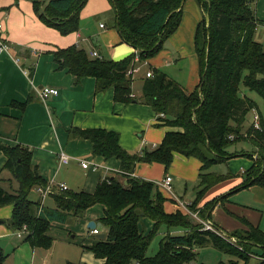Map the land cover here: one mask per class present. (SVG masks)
Masks as SVG:
<instances>
[{"label":"trees","instance_id":"16d2710c","mask_svg":"<svg viewBox=\"0 0 264 264\" xmlns=\"http://www.w3.org/2000/svg\"><path fill=\"white\" fill-rule=\"evenodd\" d=\"M31 1L47 25L68 34L79 29L80 13L88 0ZM109 1L122 41L135 51L121 60H112L91 57L84 48L70 45L54 51L58 67L67 68L77 82L85 76L95 77L97 92L113 87L116 101L138 100L151 105L159 120L174 129L165 133L159 145L144 149L143 153H132L121 146L120 134L115 130L71 127L69 136L89 139L94 155L119 159L122 178H105L92 192H55L56 207L52 209L40 207V201L30 197L36 186L47 185L33 163L32 150L23 144L0 143L5 155L3 169L18 182L17 188L8 190L0 178V207L13 205L10 218H0V223L14 230L26 225L25 241L34 247L50 248L54 241L49 234L53 221L78 220L85 217L90 207L102 204L104 214L98 221L106 237L81 246L103 259V264H190L196 259L197 250L209 244L233 256L218 264H240V260L248 264L254 246L261 247L264 256V231L258 225L246 220V229L224 233L211 219L214 207L230 203L229 195L233 192L252 186L264 188V113L255 99L242 93L247 88L264 99V44L255 39L261 22L254 8L256 0H195L202 10L194 38L199 83L189 91L165 71L150 66L148 71L152 74L145 75L139 96H135L132 87L136 74L130 76L128 69L135 64L137 54L144 64L164 48L180 27L189 0ZM250 112H254L253 121L246 126ZM256 114L259 126H255ZM237 141H250L257 150L229 151L230 144ZM176 155L200 161L196 198L187 205L189 211L181 207L168 211V198L159 184L134 175L140 162L161 163L168 172ZM239 155L253 160L243 172L242 181L230 192L204 201L212 186L236 175L231 170L218 173L209 171L210 168ZM197 211L211 220L217 230L207 228L201 220L194 222L192 213ZM147 220L150 226L146 228ZM162 224L168 231L158 252L148 255L150 242ZM226 235L234 236L237 242ZM6 257L0 247V264H4ZM66 264L86 263L68 260ZM259 264H264V257Z\"/></svg>","mask_w":264,"mask_h":264},{"label":"crops","instance_id":"0c3cea01","mask_svg":"<svg viewBox=\"0 0 264 264\" xmlns=\"http://www.w3.org/2000/svg\"><path fill=\"white\" fill-rule=\"evenodd\" d=\"M107 2L109 6L104 3L105 9L102 8L103 11L99 9L100 13H97L94 19L91 18V14L98 10L89 14L83 13L80 30L66 35L55 27L47 25L39 17L31 0H0V24L2 25L0 34L11 46L9 51L0 53V143L23 144L32 150L33 163L38 166L39 173L47 184L53 188V192L43 199L45 209L56 207L55 192L62 191L59 188L60 183H65L68 186L67 190L92 192L105 178H122L120 160L116 157L105 159L103 156L94 155L92 142L89 139L69 136L71 127L115 130L120 134L121 146L132 153H143L144 149L159 145L165 133L174 129L159 120V114L151 105L138 100L116 101L113 87L97 92L95 77L85 76L77 82L74 74L67 68L58 67L54 51L70 45L84 48L91 57H94L92 53L96 51L100 56L112 60H121L135 51L133 46L122 41L116 25L109 28L102 19L109 16L110 12L114 14L112 4L109 0ZM195 5L190 1L191 9L196 8ZM193 11L196 17L193 20L189 19L188 22L182 20L178 30L165 42L164 48L150 58L148 64L144 63L141 71L135 75L132 86L135 96L141 94L144 78L150 66L165 71L176 81L185 85L189 91L199 83L198 55L194 38L197 22L202 18V10L196 12L193 9ZM101 23L105 26H101ZM181 61L189 65V74L184 81L177 73L183 69L180 65ZM165 68H169L175 75L170 74ZM44 86L56 87L59 93L43 100L39 90ZM60 152L67 153L69 156L67 162L59 160ZM254 156H257V152ZM175 159L181 161L185 157L176 155ZM230 160L229 165L232 161ZM83 161L88 162L87 167L82 165ZM4 162L5 155L0 150L1 183L11 181L14 184L11 173L3 169ZM252 163L253 160L250 157L246 163L242 162L241 172L248 169ZM153 165L164 167L161 163L140 162L136 165L134 175L149 176L155 168ZM163 169L162 178L166 173L172 175L170 169L168 172L165 171V167ZM230 170L235 174L237 172L235 168ZM227 188L222 190L217 188L218 191L214 194H206L204 201L220 195ZM249 189L255 190L259 194V199L264 198V188L252 186ZM175 194L180 198L177 193ZM30 197L34 201L41 200V194L35 188ZM172 201L175 211L178 208L175 198ZM94 206L86 211L85 217L78 219L79 224L84 221L88 224L94 220L98 229V220L104 212L97 214L93 211ZM12 209L13 205L0 207V218H10ZM166 209L171 211L167 203ZM212 220L216 223L214 219ZM71 221H53L51 228L57 226L68 229ZM246 228L247 225L240 229ZM15 232L17 230L0 223V247L3 250L5 248L9 250L4 264H36L41 261L42 263L38 264H66L69 260L63 248L56 252L53 250L55 241L50 248L45 249L46 252L43 254L42 247H34L24 240L26 234L21 237L16 234V238ZM102 232L103 230L99 229V233ZM89 233L90 235L99 234L93 233L92 229ZM58 239V237L54 238L56 242ZM97 239L99 238L84 244H92ZM25 254L28 257H25ZM87 254L89 256L81 257V261H86L87 264L104 263L103 259L100 260L101 262L91 261L90 256L94 257V255L90 252ZM8 257H12V260Z\"/></svg>","mask_w":264,"mask_h":264},{"label":"rangeland","instance_id":"374dc122","mask_svg":"<svg viewBox=\"0 0 264 264\" xmlns=\"http://www.w3.org/2000/svg\"><path fill=\"white\" fill-rule=\"evenodd\" d=\"M190 1L194 2L196 5L195 7H192L196 12L201 9L197 2L195 0H189L187 1L185 7H184V14L183 20L194 19L196 17L195 12L193 9L190 8ZM105 5L109 6V2L107 0H88L86 5L84 6L83 10L80 14V24L79 29L76 31H79L81 28V21L83 13L89 14L93 11L98 10L97 12H94L91 14V18L94 19V16L99 14L100 11H103ZM103 8V9H102ZM254 8L258 13V17L260 18L261 22L258 24L256 31H255V39L260 41L264 44V0H256L254 4ZM110 15L103 18L104 22L107 23V26L109 28H112L111 26L115 25V14L112 12L109 13ZM185 15V16H184ZM197 19V18H196ZM195 21V20H194ZM198 23V22H197ZM194 25V22H193ZM75 31V32H76ZM68 35V34H66ZM162 54V53H160ZM160 54L158 56H160ZM152 61V59H151ZM182 63L180 65L183 66L182 70L177 71L179 73L180 77H182V80L187 77L189 74V65L185 61H181ZM148 64V61L147 63ZM170 74H173L174 72H171L169 68H165ZM242 93H247L251 98L255 99L258 102L260 110L264 113V99L263 97L256 91L249 90L247 88L243 89ZM257 112V111H256ZM253 114L254 112H250L247 116L245 125L253 121ZM252 117V118H251ZM251 118V119H250ZM228 150L231 152L238 151V152H249L252 153L253 150H257V147L250 141H237L235 143L230 144L228 147ZM187 158V159H186ZM232 160V161H231ZM229 163H218L214 164L209 171H214L218 173H226L231 169H236V175L232 176L230 178H227L224 181H221L218 185L212 186L206 194H214V192L224 189L225 187H228L223 193L225 194L230 192L231 187H234L238 184V182H241V177L243 173L241 172L240 166L242 165V162L246 163L247 160H249V157L247 155L238 156L235 158H232ZM190 162V163H186ZM144 165V164H143ZM155 168L152 170V172L149 174V176H140L142 178L150 179L153 181H160L163 176L164 167L162 165H153ZM200 168V161L194 157H185V159H175L172 165L170 166V170L172 173L173 181H172V187H173V193L168 191L163 186L159 185V189L162 191L165 197L168 198L167 200V206L170 207L171 211H174L175 207L173 206V197H177L175 193L180 197V201L183 202L184 206L180 205V202H175L176 206L179 208H185L186 210H190L189 203H191L196 198V192H197V186L199 182V169ZM235 171V170H234ZM181 172V174H180ZM183 172V173H182ZM11 175V174H10ZM151 177V178H148ZM14 180V184L9 181V183L2 182V185L6 187L8 190H11L12 188H17L18 182L14 177H12ZM196 178L198 180H196ZM220 194V195H221ZM259 194L249 188H243L240 190H237L229 195L230 203L226 202L225 204H218L214 207L212 210V219H214L221 227L222 231L225 232H232L234 230L243 228L247 225V221L253 222L254 224L258 225L262 231H264V198L259 199ZM178 198V197H177ZM102 204H96L93 208V211H95L97 214H102L104 211ZM193 212V211H192ZM197 214L198 218H194V222H199L204 219L201 215H199L198 211L194 212ZM193 216V215H192ZM78 220H73L69 223L68 229H64L62 227H53L50 230V233L52 236L58 237V242L55 241L54 243V251H58L60 248H63L65 250L64 254L68 257L69 260L74 262H83L81 261V257H88L89 255L87 252L83 249L81 246L82 243L93 241L96 239L97 235H90V228H88V224L86 221L79 224L77 222ZM143 226V224H142ZM150 224L148 220L146 221V228L149 227ZM98 229H103V226L98 221ZM70 230L72 232H70ZM176 228L172 229V231L175 233ZM168 228L165 224H162L158 230V232L155 234V236L152 238L150 245L147 250L148 255H155L160 247V241L167 233ZM179 231V230H178ZM19 232H15V237L17 238V235ZM61 233V234H60ZM72 235H75V237H72ZM14 237V238H15ZM15 238V240H16ZM19 238V237H18ZM20 239V238H19ZM41 251L43 254L46 252L44 247H42ZM5 253H8V248L4 249ZM92 253V252H90ZM263 249L258 246L253 247V253H250L251 257L249 258L248 264H259V262L263 259ZM93 254V253H92ZM261 254V255H260ZM94 255V254H93ZM44 256V255H43ZM25 257H28L27 254H25ZM231 257L228 253H225L222 250H219L215 248L212 245H205L197 250V256L194 261L190 264H218L220 261H228ZM10 260H12V257H8ZM236 258V257H234ZM88 259V258H84ZM91 261L94 262H101L99 258L90 256ZM38 261H40L38 259ZM85 261V260H84ZM240 264H243V260L239 261ZM42 263L36 262V264ZM86 263V261L84 262ZM47 264V263H45ZM87 264V263H86ZM132 264H136V262H133Z\"/></svg>","mask_w":264,"mask_h":264},{"label":"built area","instance_id":"2783aa9c","mask_svg":"<svg viewBox=\"0 0 264 264\" xmlns=\"http://www.w3.org/2000/svg\"><path fill=\"white\" fill-rule=\"evenodd\" d=\"M101 26H105V24L104 23H101ZM1 29H2V25L0 24V31H1ZM10 48H11V46L9 45V43L0 34V53L1 52H4V51H9ZM92 55L94 57H102L96 51H94L92 53ZM134 61H135L134 62L135 64L133 66H131L128 69V71H127V73L130 76H134L135 74H137L138 72H140L141 69H142V65L143 64L141 63V60H140V57H139L138 54L135 56V60ZM146 74H147V76H150L152 73H151V71H147ZM58 93H59V89L56 88V87H52V86H44V87H42L39 90V95H40V97L43 100H46L51 95H57ZM131 96H134V94H132ZM161 115L164 116L163 113ZM255 126H259V121H258V115L257 114L255 115ZM68 159H69V156L67 155V153L60 152L59 160L61 162H67ZM82 165L84 167H87L88 166V162L87 161H83L82 162ZM172 181H173L172 175L169 174V173H166V175L164 176V178H162L157 183L160 186H163L164 188H166L168 191L172 192L173 191ZM59 188L61 190H67L68 189V186L65 183H60L59 184ZM35 189H36V191L40 192V194H41L40 207H43V199L46 196H48L49 194H51L53 192V188H52V186L50 184H47L46 186L38 185V186L35 187ZM175 198L177 199V202H180L181 203L180 205L184 206L183 202H181L179 198H177V197H175ZM187 211H189V210L187 209ZM192 215L195 218H198V216H197L196 213H192ZM201 222H203L204 226H206L207 228H211L213 230H217L215 228V226L213 225V223L211 222V220L206 219V220H201ZM17 232H19L18 233V236L21 237V236H23L24 234H26L28 232V227L26 225H24L20 230H17ZM92 232L95 233V234H98L99 233V229L94 228V229H92ZM226 237L229 238L231 241H233L235 243L237 242V239L234 236H227L226 235Z\"/></svg>","mask_w":264,"mask_h":264},{"label":"water","instance_id":"95a60500","mask_svg":"<svg viewBox=\"0 0 264 264\" xmlns=\"http://www.w3.org/2000/svg\"><path fill=\"white\" fill-rule=\"evenodd\" d=\"M117 29L119 30V23L117 24ZM96 222L94 221V220H91L89 223H88V227L90 228V229H94V228H96ZM97 237L99 238V239H104L105 237H106V233L105 232H102V233H99L98 235H97Z\"/></svg>","mask_w":264,"mask_h":264}]
</instances>
